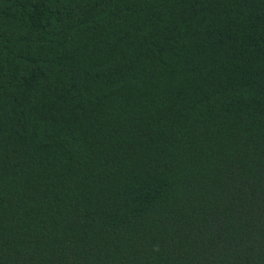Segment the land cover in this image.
<instances>
[{
    "label": "trees",
    "instance_id": "1",
    "mask_svg": "<svg viewBox=\"0 0 264 264\" xmlns=\"http://www.w3.org/2000/svg\"><path fill=\"white\" fill-rule=\"evenodd\" d=\"M0 264H264V0H0Z\"/></svg>",
    "mask_w": 264,
    "mask_h": 264
}]
</instances>
